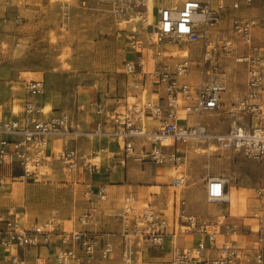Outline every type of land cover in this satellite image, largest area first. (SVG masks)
<instances>
[{
    "label": "built area",
    "instance_id": "obj_1",
    "mask_svg": "<svg viewBox=\"0 0 264 264\" xmlns=\"http://www.w3.org/2000/svg\"><path fill=\"white\" fill-rule=\"evenodd\" d=\"M103 1L123 37L121 102L98 96L95 80L93 95L77 105L84 115L78 119L64 109L45 111L44 82L26 79L19 93L10 87L9 107L0 113V167L17 168L18 178L31 182L53 163L71 175L97 176L81 192L90 208L70 228L58 217L28 224L7 209L0 215V264H32L24 253L39 247L48 248L53 264H92L97 253L108 258L113 244L79 226L98 224L93 211L108 200V178L128 159L169 168L173 193L169 208L125 194L117 212L105 211L119 222L120 264H264L263 186L241 220L227 210V177L205 182L206 200L220 205L215 214L189 213L179 194L187 159L199 149L264 159V33L256 42L257 22L242 13L252 0ZM228 59L244 66L240 92L229 90ZM81 138L112 139L117 148L83 152Z\"/></svg>",
    "mask_w": 264,
    "mask_h": 264
},
{
    "label": "rangeland",
    "instance_id": "obj_2",
    "mask_svg": "<svg viewBox=\"0 0 264 264\" xmlns=\"http://www.w3.org/2000/svg\"><path fill=\"white\" fill-rule=\"evenodd\" d=\"M242 13L256 20L255 41L258 42L257 37L264 33V0H252L250 6L242 8ZM224 25L232 37L229 21H224ZM122 44V34L103 0H0V113L9 107L10 87L19 93V82L26 79L44 82L48 109L50 106L64 109L78 119L84 115L78 112L77 105L93 95L90 86L95 80L98 96L111 105L119 104L124 89ZM239 49L242 50V46ZM225 66L229 87L240 92L244 87V66L231 59ZM15 106L19 108L17 99ZM82 124L85 127L83 121ZM222 125L225 130L226 120ZM197 152L191 155L187 167V185L194 187L186 194L189 211L206 215L218 209V205L206 201L203 184L208 177L224 176L229 179L234 201L229 211L234 217L244 216L248 212L246 204L254 203V189L264 187V159H248L233 151L202 152L199 149ZM102 155L103 152H99V156ZM141 165L146 176L157 182L156 166L148 162ZM158 168L163 175L170 170ZM18 176L17 168L0 167V179H3L0 215L14 207L28 224L52 217L63 220L66 228L74 223L83 206L79 175H71L61 165L53 163L49 174L39 181H24ZM201 189L202 201L197 195ZM172 190L173 187L169 188L170 197ZM150 194L153 196L155 192ZM107 229L111 235L117 232L113 226ZM116 245L110 257L97 256L92 264H120L118 241Z\"/></svg>",
    "mask_w": 264,
    "mask_h": 264
},
{
    "label": "crops",
    "instance_id": "obj_3",
    "mask_svg": "<svg viewBox=\"0 0 264 264\" xmlns=\"http://www.w3.org/2000/svg\"><path fill=\"white\" fill-rule=\"evenodd\" d=\"M229 90L237 92L236 88L231 89L229 87ZM85 126L87 128L91 127V126H93V123L92 122H90L88 124L86 123ZM77 146L81 151L89 153L91 151H95V150H98L99 148H104V147H107L110 150L116 149L117 143H116V141H114L112 139H109V140H107V139H96L94 141L89 142L86 139L81 138L78 140ZM193 153L197 154L198 152H192L190 154V156L187 159L186 169L188 167L189 158L191 157V155H193ZM102 156L105 157L106 153H103ZM149 178L150 177L146 176V172L144 170L143 165L135 163L131 159H128L125 167L118 166L117 170L114 173H112L108 178V182H109L108 183V200L106 202L102 203L99 206V208H97L93 211L95 217H97L99 219L98 224L90 223V224L84 225V226L80 225L79 227L81 229H86V230H90V231H94V232L98 233L101 236V239H103V241L111 242L113 244L114 249H116V247H117L116 241H118V246H119L118 250L120 252V237L118 236V231L120 228L119 222L115 218L107 216L105 214V211L107 209H111L112 211L117 212L122 206V197L125 194L133 195L138 201L151 200V201H154L157 205L159 204L158 206H160V207H163V208H169L170 207L171 197L169 194L170 193L169 188H171V186L169 185V183H170V178H171V172H168L166 175H163V173L159 172V168L155 167L154 178L157 179V182H154ZM97 179H98L97 176H94V177H88V176L82 177V176H80L78 178V180H79L78 182L81 183L80 185H82V189L80 191V202L83 205L79 214H81L84 210L90 208L89 203L81 195V192L85 188V182L87 180L96 181ZM188 180H189V173H188V169H187V182H188ZM187 182H186V185H187ZM205 182H206V180H205ZM205 182L203 184L204 193H205V185H206ZM186 185L184 186V187H186L185 189H184V187L179 189V194L181 197H183L185 199L188 212L195 214V213L189 211L188 202H187V198H186L187 192H189L191 190V188H194V187H191L190 185H187V186ZM164 188L167 189L166 192L163 191ZM255 189H254V193H255ZM154 192H155V194L153 196H151L150 193H154ZM172 193H173V190L171 191V195H172ZM197 195H198V199L200 201H202V189H201V191L197 192ZM205 197H206V195H205ZM229 197H230V202H229V205L227 207V210L230 213L229 210H230V206H231V202H232L230 191H229ZM203 200H204V198H203ZM218 206H219L218 209L216 208V210L213 213L211 212V213H206V214L217 213L220 209V205H218ZM248 206L249 205L246 204L247 209H248ZM197 215H203V214L199 213ZM230 215H231V213H230ZM231 216L234 217L233 215H231ZM33 222H35V221H33ZM33 222H31V223H33ZM73 224L74 223L70 224V226L67 228H70ZM110 226H113L114 229L117 230V232H111V233H116V234L111 235L110 232L107 231L108 230L107 227H110ZM103 227H104V229H102ZM113 237H116V238L114 239ZM24 255H25L26 259L32 264H46L47 261H52V259H53L51 256V253H49V250L47 247H39L37 249H31V250L25 251ZM97 256H99L98 253L95 255L94 259ZM94 259H93V261H94Z\"/></svg>",
    "mask_w": 264,
    "mask_h": 264
},
{
    "label": "bare ground",
    "instance_id": "obj_4",
    "mask_svg": "<svg viewBox=\"0 0 264 264\" xmlns=\"http://www.w3.org/2000/svg\"><path fill=\"white\" fill-rule=\"evenodd\" d=\"M50 109V108H49ZM48 110V108H47V106H46V108H45V111H47ZM232 196H233V194H232ZM233 201V200H232ZM233 204H234V201L232 202V206H233Z\"/></svg>",
    "mask_w": 264,
    "mask_h": 264
},
{
    "label": "trees",
    "instance_id": "obj_5",
    "mask_svg": "<svg viewBox=\"0 0 264 264\" xmlns=\"http://www.w3.org/2000/svg\"><path fill=\"white\" fill-rule=\"evenodd\" d=\"M54 109H59V108H55V107H54Z\"/></svg>",
    "mask_w": 264,
    "mask_h": 264
}]
</instances>
